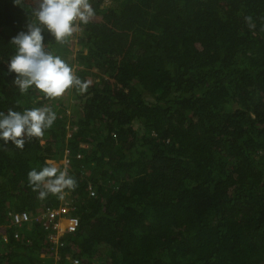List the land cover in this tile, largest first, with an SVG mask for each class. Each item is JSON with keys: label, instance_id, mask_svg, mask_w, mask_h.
<instances>
[{"label": "trees", "instance_id": "obj_1", "mask_svg": "<svg viewBox=\"0 0 264 264\" xmlns=\"http://www.w3.org/2000/svg\"><path fill=\"white\" fill-rule=\"evenodd\" d=\"M36 2L0 0V111L57 119L23 149L0 141V264H264V0H90L47 44L80 45L67 61L90 84L57 98L6 74ZM52 160L77 182L58 247L43 212L63 199L28 181Z\"/></svg>", "mask_w": 264, "mask_h": 264}, {"label": "clouds", "instance_id": "obj_2", "mask_svg": "<svg viewBox=\"0 0 264 264\" xmlns=\"http://www.w3.org/2000/svg\"><path fill=\"white\" fill-rule=\"evenodd\" d=\"M11 2L14 6L23 7L22 0ZM95 16L96 10L90 0H37L24 28L10 40L15 51L7 61L6 74H14L12 83L21 94L34 88L46 98H57L70 87L80 92L88 88L90 81L77 76L74 67L47 44L52 38L57 44H66L81 25H87ZM245 19L253 28L252 17ZM56 119V112L48 106L0 111V141L23 149L26 140L42 137ZM68 160L65 152L62 164L67 166ZM28 181L34 189H43L39 192L40 198L49 193L63 198L65 189L73 190L77 186L68 168L61 169L54 163L39 171L33 168L28 173Z\"/></svg>", "mask_w": 264, "mask_h": 264}, {"label": "built area", "instance_id": "obj_3", "mask_svg": "<svg viewBox=\"0 0 264 264\" xmlns=\"http://www.w3.org/2000/svg\"><path fill=\"white\" fill-rule=\"evenodd\" d=\"M65 211H66V208H63V207H61L59 209H56V210H49V211H47L48 218H49V220H52L53 218L57 219V217L61 213H64ZM43 217H44V215H43ZM77 225H78V219L75 218V217H72V218L69 219V222H68V225L66 227V230L68 231V230L76 229ZM54 230L56 232L54 234V236H55L54 239L56 240L57 239L56 235L59 232V222L58 221L54 223Z\"/></svg>", "mask_w": 264, "mask_h": 264}, {"label": "rangeland", "instance_id": "obj_4", "mask_svg": "<svg viewBox=\"0 0 264 264\" xmlns=\"http://www.w3.org/2000/svg\"><path fill=\"white\" fill-rule=\"evenodd\" d=\"M80 49V45H78V44H75L74 43V48H73V50L70 52V53H57V54H59V55H61L64 59H69L70 57H75L76 58V55H77V51ZM84 50H85V48H84ZM74 69V68H73ZM67 135L69 136V132L67 133ZM52 163H54V164H57V163H55V161H51ZM61 162H63L62 160H61ZM64 163V162H63ZM63 201H62V203H61V205L60 206H65L66 204H67V202L66 201H69V195H64L63 194ZM60 224H61V227H62V229L65 227V226H67L68 225V222H69V220H67L65 217H63V216H61V214H60ZM61 227H60V230H61ZM62 231V230H61Z\"/></svg>", "mask_w": 264, "mask_h": 264}, {"label": "bare ground", "instance_id": "obj_5", "mask_svg": "<svg viewBox=\"0 0 264 264\" xmlns=\"http://www.w3.org/2000/svg\"><path fill=\"white\" fill-rule=\"evenodd\" d=\"M43 214H44V218L45 219H47L48 221H49V223H48V226L52 229V230H54V223L55 222H59V232H58V234L56 235V240L54 239V235L53 234H51V233H49L48 234V238H49V240L50 241H52L54 244H55V247H58V245L56 244L57 243V241H61V240H59V234H60V232H61V230H62V227H61V222H60V215L57 217V219L56 218H53L52 220H49V218H48V214L46 213V212H43ZM47 226V227H48ZM60 227H61V230H60ZM56 233V232H55ZM59 245H63V243L62 242H60V244Z\"/></svg>", "mask_w": 264, "mask_h": 264}]
</instances>
